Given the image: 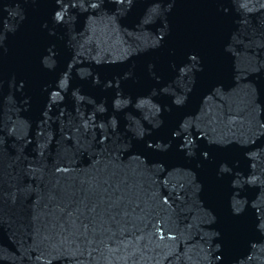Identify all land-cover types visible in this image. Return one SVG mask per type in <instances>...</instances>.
Returning a JSON list of instances; mask_svg holds the SVG:
<instances>
[{"label": "water", "instance_id": "water-1", "mask_svg": "<svg viewBox=\"0 0 264 264\" xmlns=\"http://www.w3.org/2000/svg\"><path fill=\"white\" fill-rule=\"evenodd\" d=\"M0 264H264V0H0Z\"/></svg>", "mask_w": 264, "mask_h": 264}]
</instances>
